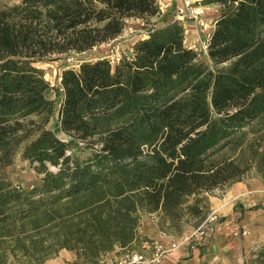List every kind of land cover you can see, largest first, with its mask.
Segmentation results:
<instances>
[{
    "label": "trees",
    "instance_id": "16d2710c",
    "mask_svg": "<svg viewBox=\"0 0 264 264\" xmlns=\"http://www.w3.org/2000/svg\"><path fill=\"white\" fill-rule=\"evenodd\" d=\"M198 3L217 8L204 60L159 0L0 7V231H39L1 240V264L16 252L42 264L60 250L101 264L151 242L138 232L143 215L179 239L204 220L208 195L264 181V0ZM130 20L143 30L130 53L64 69L56 109L35 64L108 44ZM17 157L40 177L28 189L6 175ZM247 264H264V245Z\"/></svg>",
    "mask_w": 264,
    "mask_h": 264
},
{
    "label": "rangeland",
    "instance_id": "374dc122",
    "mask_svg": "<svg viewBox=\"0 0 264 264\" xmlns=\"http://www.w3.org/2000/svg\"><path fill=\"white\" fill-rule=\"evenodd\" d=\"M19 2L20 0H0V7L17 5ZM205 7L207 8L205 11V15L201 18L203 25H198L192 22L197 26L196 40L193 43L195 47L193 48V50L198 53L199 59L201 60L205 59L204 57L205 53L201 49V44H202V41H204L207 37L206 35L208 31L209 21H211V16L209 15L210 9L207 6ZM179 22L186 29L185 27L186 23H189L191 21L180 20ZM142 31L143 30L141 27V23L139 21L130 20L127 22L124 33L118 39L108 44L101 45L85 53H80V54L67 53L63 55H54V56H51L47 59H44L36 63L35 67L40 69L43 72L45 80L49 83L51 87L50 91L48 92V98L54 102L55 108L57 109L59 99H60L57 95V91H59L60 89V78L59 77H60L61 72L64 69L76 67L77 64L82 60H93L97 58H105L109 60L110 63L113 65L122 56L130 53V48L132 44L142 35ZM188 35L189 33L186 34V31H185V37ZM50 126H52V124H50ZM58 136L64 141L68 140V138L63 136L62 134H59ZM6 175L13 184L19 185L24 189H28L31 186L37 184L40 179V177L36 174V172L29 167V164L25 161H22L19 157L15 159L12 166L6 169ZM247 179H253V177L247 178ZM260 181L264 183V181L262 180ZM225 191L226 190H223V191L217 190V191H214L212 194L208 195L207 197L208 198L221 197ZM254 196H257V195H254ZM262 201L264 202V192H263V197H261V199L254 198L255 205L253 204L254 207H250L251 209L245 208L239 203H237L236 205L237 206L236 209L238 213L234 215V218L238 220V223L242 224V227L241 226L240 227L247 233L246 238H249V237L255 238L257 237L259 233L264 234V204L261 203ZM247 205L252 206L251 204L250 205L247 204ZM155 219L156 217L154 215H143L141 218L140 226L138 230L142 229V226H149L152 221H155ZM236 220L232 219L231 221H224L225 224L227 222L228 225L222 226V230L224 232H231V233L235 231L236 228L234 226V223ZM218 223H219V219H218L217 224ZM32 226H33L32 224L28 223V224L19 226L17 228L10 229L12 230L11 231L12 236L10 237L5 236L4 235L5 231L1 230L0 231V242L1 240L3 241L8 240V242H11L12 240H19V239L26 240L27 235H29L30 237H35L36 235H38L39 231L32 228ZM161 234L167 235L164 232H161ZM167 236L175 238L174 236H170V235H167ZM163 241L162 239L161 240L152 239V241L149 244L148 243L145 244V242H142L139 245H136L133 251H119L118 250V252L116 253L106 254L102 257L101 264H119L122 261V258L126 254L131 253V252L142 253L147 259H149L152 254L153 244L155 242H163ZM204 245L205 243L199 246L198 248H201ZM262 245H264V240H252V241L238 240L237 249L235 250L236 254L233 255V256H236L235 260L233 261L234 262L233 264L249 263V261L253 259L254 252L257 250V248L261 247ZM11 246L12 244H8V247H11ZM182 248H185V247H182ZM62 251L68 252V250H60L58 254ZM72 252H73L72 254H75V251H72ZM15 254L17 257L9 255L5 264H32L28 258L19 256L17 252ZM58 254L55 257L48 259V260H51V261L55 260V258L58 257ZM68 254H71V253H68ZM67 259H69L68 255L67 257H64L62 264H73V262H75L76 260L75 259L73 262H69ZM46 261L42 264H50V261H48L47 263ZM163 262L164 260L161 262V264H163Z\"/></svg>",
    "mask_w": 264,
    "mask_h": 264
},
{
    "label": "crops",
    "instance_id": "0c3cea01",
    "mask_svg": "<svg viewBox=\"0 0 264 264\" xmlns=\"http://www.w3.org/2000/svg\"><path fill=\"white\" fill-rule=\"evenodd\" d=\"M197 1L200 2L201 0ZM159 6L161 18L173 20L175 18L176 11L182 7V0H159ZM207 7L210 9L209 15L211 16V21H209L206 36H208L212 30V21L216 17L217 13V8L215 6ZM185 27L186 29H184L186 34L189 33V37L186 36L184 38L185 44L193 49L195 47L193 43L196 40L197 26L194 23L189 22L186 23ZM204 57L206 58V53L204 54ZM263 192L264 183L256 178H253L245 179L241 182L231 185L228 189H226L221 197L208 198L209 209L215 211L219 219V223L216 224V230L213 236L207 239V242H205V245L201 248L192 250L188 248H181L174 251L168 257L163 259V264H233V261L236 257L233 255L236 254L235 250L237 249L238 240H264L263 233H259L255 238H246L247 235L242 237L234 235V233L237 232V229L239 230L242 227V224L238 223V220L234 218V215L238 213L236 205L239 203L245 208L254 207V198L261 199V197H263ZM246 203L249 205L251 204L252 206H248ZM261 203L264 204L263 201ZM232 219L236 220L234 223L236 230L232 233L224 232L222 230V226L228 225L227 222L225 224L224 221H231ZM156 220L157 218L155 221H152L149 226H142V229L138 230L139 234L147 237L150 241H152V239L161 240L162 234L158 230ZM72 251L73 250H68V252L64 251L65 253L62 251L58 254V257H56L55 260L52 259L53 261H48H50V264H62L64 257H67L68 255L69 259L67 260L69 262H73L76 259V256L75 254H72ZM116 252H118V249L111 253ZM48 261H46V263Z\"/></svg>",
    "mask_w": 264,
    "mask_h": 264
},
{
    "label": "built area",
    "instance_id": "2783aa9c",
    "mask_svg": "<svg viewBox=\"0 0 264 264\" xmlns=\"http://www.w3.org/2000/svg\"><path fill=\"white\" fill-rule=\"evenodd\" d=\"M206 9L205 6L200 5L196 0H182V7L176 11L174 20H187L198 25H203L201 18L205 15ZM207 39L208 36L201 44V49L204 53L207 48ZM217 222V213L210 210L204 220L183 237L177 239L162 234V241L164 240L165 242H155L153 244L152 254L149 259L142 253L131 252L126 254L119 264H161L166 256L179 248L185 247L192 250L203 245L215 233ZM234 235L246 236L247 233L240 228Z\"/></svg>",
    "mask_w": 264,
    "mask_h": 264
}]
</instances>
